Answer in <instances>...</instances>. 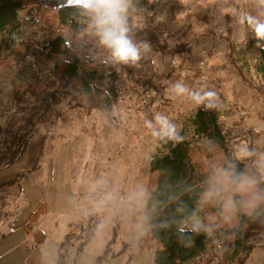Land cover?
Returning a JSON list of instances; mask_svg holds the SVG:
<instances>
[{"label":"rangeland","instance_id":"374dc122","mask_svg":"<svg viewBox=\"0 0 264 264\" xmlns=\"http://www.w3.org/2000/svg\"><path fill=\"white\" fill-rule=\"evenodd\" d=\"M137 7L134 39L150 43L153 54H159L157 64L149 57L137 65H110L96 58L91 44L71 48L80 63L117 73L114 104L102 108L93 102L88 88L66 83L39 117L19 163L0 171L3 182L12 172L36 163L24 173L21 192L0 189L3 264H54L62 241L64 264H154L155 248L140 249L136 244L143 206L125 197L138 182L147 183L150 158L162 151L145 120L163 113L180 130L190 129L189 116L198 106L172 95L169 82L180 80L190 88L216 91L223 107L215 111L231 143L264 148V133L254 131L264 127V71L258 70L247 37L236 35L232 15L221 12L219 0H138ZM42 13L50 17L51 12ZM25 14V9L10 12L22 22L19 43L15 39L10 47L0 44V126L25 114H18L13 104L16 84L50 82L53 90L59 86L56 69L66 67L46 50L40 59L34 58L45 31L32 26ZM98 178L103 183L94 192L92 184ZM105 191L114 192L115 199L96 207L94 201ZM42 202L46 212L33 230L41 229L45 238L36 245L23 227ZM88 235L90 240L83 244ZM227 264H264V229L255 235L251 250Z\"/></svg>","mask_w":264,"mask_h":264},{"label":"trees","instance_id":"16d2710c","mask_svg":"<svg viewBox=\"0 0 264 264\" xmlns=\"http://www.w3.org/2000/svg\"><path fill=\"white\" fill-rule=\"evenodd\" d=\"M242 1L244 5L249 3V0ZM61 4L62 0H0V44L7 47L13 44L22 22L19 17H12L10 12L25 9L30 24L45 31L41 49L32 53L34 58L40 59L39 56H42L41 54L46 50L47 56L63 60L66 64L65 69L61 71H57L55 65L52 67L56 69L59 77V86L53 87V90L49 89L50 82L37 81L16 84L13 87L12 100L16 112L25 114L22 117L20 115L19 118L11 117L0 126V171L23 156L31 137L37 131L39 117L42 116L43 111L51 108L66 83L78 82L88 88L93 102L102 108L111 106L116 100L117 73L109 68L82 64L76 55L70 53V48L66 45V34L77 31L81 24L79 18L72 15L73 9L54 10ZM44 11H50V17L43 14ZM247 39L257 59L258 70L264 71V47H257V41L250 32L247 34ZM260 43L264 44V41ZM189 125V130H181V135L185 137L182 143L160 142L162 151L152 155L148 164L147 184L157 198L164 199L162 189L166 179L174 186L177 183H188L191 185V190L185 199L191 205L202 187L201 180L207 171L206 165L209 159L222 160L231 155L235 146L223 131L215 110L197 107L189 116ZM207 140L214 141L213 152L206 150ZM34 164L36 163L27 164L22 171L12 174L6 181L0 183V189L21 192L24 173L35 168ZM45 212L46 204L42 202L30 213L23 227L26 234L32 235L36 245L44 242L45 233L41 229L33 230V226ZM168 212L170 209H164L165 214ZM207 214L211 215V212L208 211ZM263 229L264 218L254 219L247 216H241L231 227L221 228L217 235L222 241L223 256L227 263L239 254L251 250L255 235ZM89 240L88 235L82 243L85 244ZM193 240L190 246L185 245L174 230H163L149 233L147 237L139 239L138 247L155 248L154 264H180L200 257L211 241L204 235L195 236ZM63 245L64 241L60 243L54 264L65 262V251H61ZM81 249L79 247V251Z\"/></svg>","mask_w":264,"mask_h":264},{"label":"clouds","instance_id":"9594fccd","mask_svg":"<svg viewBox=\"0 0 264 264\" xmlns=\"http://www.w3.org/2000/svg\"><path fill=\"white\" fill-rule=\"evenodd\" d=\"M151 2V0H150ZM221 12L234 18L236 35L250 32L257 41V47H264V0H249L241 5L239 0H219ZM138 0H62L54 9H73V16L79 18L81 27L66 34V45L77 50L91 44L96 58L110 65H137L143 59L152 58L158 62L159 54H153L150 43L135 40L133 19L138 17ZM226 5V7H225ZM232 9L231 13L225 11ZM17 36V43L20 41ZM174 62V61H173ZM170 93L186 97L192 104L205 110H219L223 102L214 90L190 88L177 80L168 83ZM144 126L158 142L179 144L185 140L181 130L167 115L156 113L146 119ZM259 135L264 127H256ZM208 152L215 150L212 140L205 142ZM207 171L201 180L191 203L185 199L191 185L177 183L175 186L166 179L162 189L164 199L157 198L147 183H137L125 199L143 206L139 217V228L143 239L149 233L174 230L185 245H191L195 236L212 238L221 228L233 226L241 216L264 218V148L248 143L238 144L230 156L222 160L209 159ZM103 181L96 179L92 191H99ZM115 199V193L105 191L102 199L94 201L96 207L106 205ZM170 209L167 214L164 209ZM210 211L211 215L207 214ZM139 239L136 244L139 246Z\"/></svg>","mask_w":264,"mask_h":264},{"label":"built area","instance_id":"2783aa9c","mask_svg":"<svg viewBox=\"0 0 264 264\" xmlns=\"http://www.w3.org/2000/svg\"><path fill=\"white\" fill-rule=\"evenodd\" d=\"M210 239V243L200 257L181 262L180 264H226L227 261L223 256V247L220 237L216 233L215 236Z\"/></svg>","mask_w":264,"mask_h":264},{"label":"crops","instance_id":"0c3cea01","mask_svg":"<svg viewBox=\"0 0 264 264\" xmlns=\"http://www.w3.org/2000/svg\"><path fill=\"white\" fill-rule=\"evenodd\" d=\"M18 162V161H17ZM16 162V163H17ZM19 163V162H18ZM15 164V163H14ZM13 164V165H14ZM20 170V169H19ZM14 173H16V172H12V174H14ZM11 174V175H12ZM0 183H2V182H0ZM14 263H17V264H47L46 263V261H13ZM0 264H3V262L2 261H0Z\"/></svg>","mask_w":264,"mask_h":264}]
</instances>
